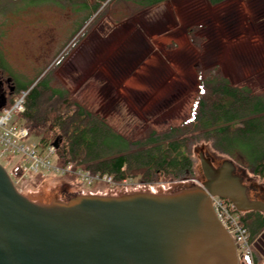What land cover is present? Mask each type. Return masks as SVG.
Masks as SVG:
<instances>
[{"label": "rangeland", "instance_id": "374dc122", "mask_svg": "<svg viewBox=\"0 0 264 264\" xmlns=\"http://www.w3.org/2000/svg\"><path fill=\"white\" fill-rule=\"evenodd\" d=\"M134 10L124 4L109 6L86 36L96 15L87 22L92 11L85 2L0 0L5 71L17 88H23L49 77L62 61L52 86L70 91L79 100L89 98L112 126L134 138L149 128L179 125L189 117L199 91L197 67L219 66L234 85L264 93V0H233L218 7L207 0H170L155 9ZM191 28L197 30L196 45L190 40ZM18 96L15 93L13 98ZM19 117L14 115L12 123ZM28 142L38 139L30 136ZM187 151L197 178L150 186L157 194L175 196L192 190L196 183L203 186L201 156L208 155L215 159V167L233 164L229 170L234 168L233 176L243 178L251 199L264 203V177L239 166L211 142L193 141ZM14 186L19 194L58 188L63 204L80 197L81 191L84 196L90 192L121 197L133 194L137 186L136 192L149 190L129 182L88 187L70 177L38 178ZM252 252V258L244 257L237 247L239 264L264 262Z\"/></svg>", "mask_w": 264, "mask_h": 264}, {"label": "water", "instance_id": "95a60500", "mask_svg": "<svg viewBox=\"0 0 264 264\" xmlns=\"http://www.w3.org/2000/svg\"><path fill=\"white\" fill-rule=\"evenodd\" d=\"M6 104L1 97L0 110ZM232 165L202 160L205 185L175 196L135 190L66 204L58 188L19 194L0 166V264H239L211 197L238 212L264 213V203L248 197Z\"/></svg>", "mask_w": 264, "mask_h": 264}, {"label": "trees", "instance_id": "16d2710c", "mask_svg": "<svg viewBox=\"0 0 264 264\" xmlns=\"http://www.w3.org/2000/svg\"><path fill=\"white\" fill-rule=\"evenodd\" d=\"M169 1L63 0L69 5L85 2L92 11L87 22L96 15L85 31L86 36L111 5L133 6L134 12L140 13ZM231 1L207 0L211 7ZM103 5L106 9L99 12ZM196 31V28L189 31L193 45H196ZM61 62L49 77L36 84L17 88L13 81L14 92L7 98L9 106L15 93L29 91L26 112L18 122L38 139L41 148L58 145L59 164H72L75 170L107 176L113 185L129 182L156 186L197 178L187 147L193 141H205L253 175L264 177V93L234 85L219 66L196 68L199 91L187 119L163 129L149 128L134 138L112 126L95 110L89 98L79 100L70 91L52 86L53 74ZM238 215L239 224L248 231L250 241L264 231V214L238 212Z\"/></svg>", "mask_w": 264, "mask_h": 264}, {"label": "built area", "instance_id": "2783aa9c", "mask_svg": "<svg viewBox=\"0 0 264 264\" xmlns=\"http://www.w3.org/2000/svg\"><path fill=\"white\" fill-rule=\"evenodd\" d=\"M28 93L29 91L20 92L11 105H6L0 110V160L6 163L5 165L0 162V166L7 172L14 185H21L38 178L45 181L69 177L88 187L96 183L113 185L112 179L107 176H94L88 172L75 170L72 164H59L54 145L43 149L38 142H28L31 136L29 130L18 121L12 123L14 115L21 116L26 112ZM196 184L198 187H203ZM146 189L151 192L153 189L152 193L157 194L154 187L148 186ZM85 193L81 191L80 195L84 196ZM87 194L92 195L90 192ZM211 204L218 220L234 240L235 245L243 250L244 257L252 258L248 231L239 224L238 211L233 203L228 199L212 196Z\"/></svg>", "mask_w": 264, "mask_h": 264}, {"label": "flooded vegetation", "instance_id": "af4514ba", "mask_svg": "<svg viewBox=\"0 0 264 264\" xmlns=\"http://www.w3.org/2000/svg\"><path fill=\"white\" fill-rule=\"evenodd\" d=\"M14 78L7 74L5 71V55L0 51V98L5 97L6 101L9 96H11L14 92V88L11 86L13 84ZM202 160L210 161L215 166V159L209 157L208 155H202L201 156V162ZM220 168V167H218ZM205 178V176H204ZM241 183L243 181V178H239ZM207 182V179L205 178V183ZM205 185V184H204ZM203 185V186H204ZM251 190H248V197H250ZM252 200V199H251ZM264 214V213H262Z\"/></svg>", "mask_w": 264, "mask_h": 264}, {"label": "crops", "instance_id": "0c3cea01", "mask_svg": "<svg viewBox=\"0 0 264 264\" xmlns=\"http://www.w3.org/2000/svg\"><path fill=\"white\" fill-rule=\"evenodd\" d=\"M249 244L253 251H255L264 261V231L261 232V234L252 241H250L249 236Z\"/></svg>", "mask_w": 264, "mask_h": 264}]
</instances>
